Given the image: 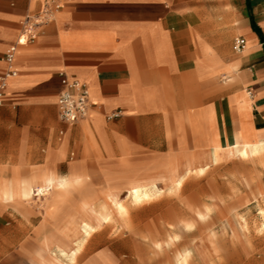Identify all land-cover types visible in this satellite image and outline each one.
I'll list each match as a JSON object with an SVG mask.
<instances>
[{"label":"crops","instance_id":"obj_1","mask_svg":"<svg viewBox=\"0 0 264 264\" xmlns=\"http://www.w3.org/2000/svg\"><path fill=\"white\" fill-rule=\"evenodd\" d=\"M42 5L0 0V74L25 17ZM15 67L0 104V264H160L140 237L149 221L157 234L176 200L156 195L179 186L203 204L210 187L218 220L229 184L251 203L264 198V150L243 158L232 147L264 141V0H66L19 47ZM62 74L90 90L89 116L74 123L59 113ZM133 185L151 189L150 200L135 202ZM40 186L50 189L43 200L23 196ZM116 198L136 207L120 213ZM191 253L179 252V263Z\"/></svg>","mask_w":264,"mask_h":264},{"label":"rangeland","instance_id":"obj_2","mask_svg":"<svg viewBox=\"0 0 264 264\" xmlns=\"http://www.w3.org/2000/svg\"><path fill=\"white\" fill-rule=\"evenodd\" d=\"M223 179L227 181L231 180V177L225 174ZM184 191L178 188L166 189L160 195H156V197H175L176 204L170 206L173 215L170 220L163 221V218L159 220L160 229L156 235H152L156 232L152 231V228H155L152 222L145 223L144 233L146 235L140 239L143 240L145 254L147 253L150 259L157 257L156 251L159 250L160 264H167L162 248L164 245L170 247V260L175 261L176 264L178 253L188 249H192L188 264H264V198L258 197L257 199L252 196L255 202L251 203L248 196L244 199L239 198L238 184H229L224 187L223 199L220 197L223 219L218 220L209 204L214 200L210 187L204 194L203 204H200L199 199L185 198ZM126 195L128 196V194H122V197ZM260 195L264 196V192L260 191ZM25 198L29 199L32 196ZM28 201L42 208L41 200ZM127 202L131 203L128 205L130 209L136 207L130 198ZM200 210L205 215L200 214L201 219L197 229L191 232L193 227L188 226V223L189 225L193 223V218ZM164 223H170L171 232L162 230ZM125 224L129 231L134 232L135 222L130 220L128 213L125 214ZM200 241H202L201 253L199 252ZM158 242L162 243V246H158ZM204 242L207 243V247L203 245Z\"/></svg>","mask_w":264,"mask_h":264},{"label":"built area","instance_id":"obj_3","mask_svg":"<svg viewBox=\"0 0 264 264\" xmlns=\"http://www.w3.org/2000/svg\"><path fill=\"white\" fill-rule=\"evenodd\" d=\"M65 2L66 0H43L40 12L28 14L25 17L19 38L6 49L4 54L7 68L0 74V104L4 100L8 79L18 74L15 61L19 47L34 42L41 34L44 27L55 20L57 13L62 9ZM245 45V38H236L233 46L235 52L241 53ZM62 76L63 88L58 95V107L61 119L69 123H74L88 117L91 109L90 90L88 85L81 80L75 78L70 79L64 74H62ZM35 196H38L37 190ZM41 197L43 200L44 195Z\"/></svg>","mask_w":264,"mask_h":264},{"label":"bare ground","instance_id":"obj_4","mask_svg":"<svg viewBox=\"0 0 264 264\" xmlns=\"http://www.w3.org/2000/svg\"><path fill=\"white\" fill-rule=\"evenodd\" d=\"M226 146V145H224ZM235 150V154L239 157H243V158H250V157H255V156H260V154L263 152L264 150V141H261L259 144H255V145H249V144H238L236 143L234 146H232ZM217 151V150H216ZM218 157H215V160H217ZM263 166V165H262ZM205 169L207 168H199L197 169L198 172H204ZM195 171V170H194ZM189 171L185 172L184 174L180 175V176H176V179H175V184L176 185H180L182 182H183V179L185 178V175L188 173ZM191 172V171H190ZM188 176V175H187ZM48 181V180H47ZM49 182V181H48ZM58 186V185H57ZM179 187V186H177ZM176 187V188H177ZM52 188V186H51ZM157 188L156 186H154V189ZM153 189V188H152ZM38 191V197L39 196H42V195H46L48 193H50V189L46 186V187H38L36 189ZM35 189L33 188H28V189H25L23 191V196L24 197H27V196H32V197H35V192H36ZM21 191V190H20ZM129 193L132 195L133 197V200L135 202H140L144 199H149L151 198V189L150 191L149 190H145L144 188L142 189L140 186H137V185H133L130 190H129ZM155 194V193H154ZM153 197V196H152ZM116 209L118 212L120 213H123L126 211V209L128 208L126 206V204L122 203V201H120L119 199L116 198ZM128 203V202H126ZM101 209L103 210V213L105 212V215H104V218L107 220V222L112 218V212L110 211L109 209V206H100ZM127 212V211H126ZM240 217V216H239ZM83 219V218H82ZM185 220V219H184ZM94 224V223H93ZM193 223H188V226L190 227H193ZM91 227H85V231L87 232V234H89L91 232ZM84 243V242H83ZM85 245V244H84ZM82 244L80 245L79 249L81 250L82 248ZM186 251V250H185ZM62 253V252H61ZM78 253V252H77ZM66 254V252H65ZM185 254L187 255L188 252H185ZM63 255V254H62ZM182 254H178L177 255V264H180V257H181ZM65 256V255H63ZM188 257V256H187ZM189 259V258H188ZM186 261V260H185Z\"/></svg>","mask_w":264,"mask_h":264}]
</instances>
